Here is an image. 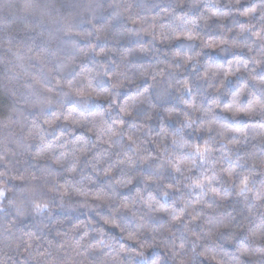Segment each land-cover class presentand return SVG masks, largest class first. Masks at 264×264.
Listing matches in <instances>:
<instances>
[{"label":"clouds","instance_id":"obj_1","mask_svg":"<svg viewBox=\"0 0 264 264\" xmlns=\"http://www.w3.org/2000/svg\"><path fill=\"white\" fill-rule=\"evenodd\" d=\"M0 264H264V0H0Z\"/></svg>","mask_w":264,"mask_h":264}]
</instances>
